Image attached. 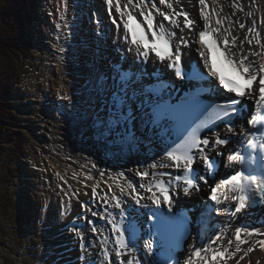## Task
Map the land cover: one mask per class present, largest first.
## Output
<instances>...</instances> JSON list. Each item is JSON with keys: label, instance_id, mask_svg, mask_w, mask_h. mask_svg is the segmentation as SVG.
I'll return each instance as SVG.
<instances>
[{"label": "snow or ice", "instance_id": "obj_1", "mask_svg": "<svg viewBox=\"0 0 264 264\" xmlns=\"http://www.w3.org/2000/svg\"><path fill=\"white\" fill-rule=\"evenodd\" d=\"M71 3L58 0L57 5L64 24L55 25L56 41L63 43L53 48L61 61L68 51L64 44L73 35L63 31L70 26L66 14ZM198 4L202 27L178 8L179 0H102L115 26L113 44L119 60L127 61L130 54L135 69L113 62L109 71L114 74L100 72L79 117L83 132H90L104 153L115 158L108 165L107 160L98 162L81 153L86 164L73 171V178L83 176L79 183L90 188V193L83 192L89 199L80 200V190L73 191L57 173L67 185L60 186L66 198L60 217L69 216L74 198L79 209L65 226L78 243V262L240 264L257 247L264 249L262 223L237 226L226 241L223 229L207 242L193 237L186 251H177L192 235V209L177 210L181 196L203 194V208L232 218L264 206V20L258 21L241 0H232L231 16L222 14L217 0H212L211 10L208 0ZM238 12L251 18V24L232 19ZM92 15L99 26L98 13ZM213 48L236 79H225L216 70ZM193 49L202 68L199 61L187 62ZM150 61H159L173 78L148 72ZM60 100L68 102L64 108L75 107L67 93ZM132 153L146 159L135 167L119 163Z\"/></svg>", "mask_w": 264, "mask_h": 264}, {"label": "bare ground", "instance_id": "obj_2", "mask_svg": "<svg viewBox=\"0 0 264 264\" xmlns=\"http://www.w3.org/2000/svg\"><path fill=\"white\" fill-rule=\"evenodd\" d=\"M189 1L190 2L188 3V6L191 7L194 11V17H195L194 19L198 20L199 15L197 14V8L193 6L192 0H189ZM228 1L231 2L232 0H228ZM183 2L187 3L186 1H183ZM241 2L244 3L246 6L250 5L251 10H253L256 15V10L254 9L256 0H254V3H252L251 0H241ZM82 7H83V0H75L73 6L69 5V9L66 15H67V19L70 21V26L67 28H63V31L67 33L71 30L73 35L69 38L68 43L64 44V46L68 49V51L62 61L59 59L58 53H55V50H54V60L57 62L59 69L61 71H66L68 73H69L68 70L73 72V66L75 65L76 60H77L75 54L72 53V51L74 50V47H73L74 42L78 46L77 47L78 48L77 49L78 58H80L79 51H81V49L84 50L83 48H90V47L85 46L87 45L86 44L87 41L85 42L84 35H83L84 33L81 32V28H83V22L81 23ZM247 10L248 8H246V11ZM236 16H239L241 20L250 19L249 17L245 16L244 12H238ZM13 19H14L13 16H9V20L13 21ZM259 19L264 20V15H260ZM99 20L102 21L101 18H99ZM58 22L61 23L63 26L64 22L59 20V12L57 10L54 13L53 31L50 34V39H54L53 42L56 43L57 45L63 43V41H59V42L56 41L57 29L55 25ZM100 30L103 31L104 37L102 36L97 37L95 40V43L98 44L102 48V50L99 52L97 57H95L92 60L93 62L92 70H94V72L90 70L87 73H85L84 77H81V74L79 72H75L72 74L73 75L72 79L69 77L67 82L65 84L64 83L62 84L63 87H60L58 85V97H59L60 107H54V111L56 112V114H59V110L64 108V106L67 105L68 103L67 101L60 100L61 94L67 93L71 95L73 97V100L75 101L74 108H64L65 118H66L65 119L66 121L65 130L68 133L72 134L73 136L72 143H74V146L70 148L68 152L61 153L62 163H66L68 160V157H73V156L83 157L81 153H83L84 155L93 156L98 162L101 159L107 160L108 164L110 165L115 160L114 157L112 159H107L105 156H103L104 150L98 145L97 142L91 139L90 132H83L84 122L79 119L80 115L84 113V111L87 108L86 102L92 91V84L95 81L97 72L100 73L104 70L108 74H112V72L109 71L110 70L109 67L105 68L104 65H102L100 55L103 54L104 58H102V60L103 59L108 60L110 64H112L113 62H116L119 59V55L115 51L116 46L115 44H113L115 28L113 26L110 27L109 25H105L104 27H101ZM262 34H264V29H262ZM87 51L89 53L91 50L88 49ZM190 56L187 57L188 62L192 60ZM83 59L89 60L88 58H83ZM79 69H82V66H80ZM77 79L79 80L78 83H77ZM52 81L53 79H49V82H52ZM52 88H54V86ZM3 96H4L5 101L9 103L10 98H7L5 93H3ZM34 107L37 109L36 106ZM139 155L146 158L142 153H139ZM129 157L131 161L126 164L124 160H127ZM135 157H136L135 153L129 154L123 159H121L119 163L123 165L124 167H133L132 161L134 160ZM84 164H86L85 159L81 163H78L77 161H71L69 164H66L64 166L65 168L64 172H67L68 169H71L72 170L71 175L73 178V171H79L80 166ZM60 175L62 174L60 173ZM93 175L95 176L96 179H99V175L97 172H94ZM126 175L130 176L131 174L126 173ZM73 179L74 181L72 180L68 182V184L72 186V190L75 191L76 189H79L80 198L82 199L86 198V196L83 195V192L88 191L90 193V188L85 189L83 185L79 183V181H82L84 179L83 176L81 175ZM58 180H59L58 182L59 186H64L65 188H67V185H64V182L61 181L59 177H58ZM93 182L94 181H88L87 183L92 184ZM101 188L104 191H107V187L103 183L101 184ZM114 190L118 191V189H115V188ZM99 191L100 189H98V192ZM71 204H72L71 207L74 208V212L71 215H69L66 219H62L59 216V218L52 220L51 223L49 224L52 226V230H54V227H58L56 244L58 245V249H57L58 252L60 251V253L57 254V257H59L60 260L56 257V254H54L55 250L48 247L50 245H42L40 249H38V253L40 252L41 254V260L39 261L38 264H44V263L46 264H78V261H75L74 263L71 261L72 258H74L76 254L78 253V243L73 237L74 234L70 233L65 227L66 224L70 221V217L79 210L77 201L75 198L72 200ZM262 211L264 212V207L262 208ZM47 215L52 217L51 209H47L43 212L42 220L44 221V223L49 222V219H47ZM49 225H47L46 228L41 229V232L44 235V238H52V236L49 233L51 230ZM87 235L91 236V233H87ZM69 247H71V250L67 251V248ZM56 259L57 261L54 262ZM42 260H45V262L43 263ZM240 264H264V249L257 247L252 253L249 254L248 257L245 258V260L241 261Z\"/></svg>", "mask_w": 264, "mask_h": 264}, {"label": "rangeland", "instance_id": "obj_3", "mask_svg": "<svg viewBox=\"0 0 264 264\" xmlns=\"http://www.w3.org/2000/svg\"><path fill=\"white\" fill-rule=\"evenodd\" d=\"M1 5H2V0H0V6ZM40 11H41V13H43L42 9H40ZM43 15L44 16L41 17V19L44 20L43 23H47V21L45 19L46 15L44 13H43ZM0 21H3V18H1ZM38 31H39V29H38ZM33 37L37 43L36 44L37 49L34 48L32 50V59L39 56V50H41L43 52H47V49L45 48V44H44L45 38L43 37V35H41V39H40V33L36 32ZM23 47L26 48L27 46L24 45ZM27 60L29 61L30 58ZM31 64H36V63H35V61L31 60ZM42 64H43V61L39 62L37 67L41 68ZM34 74H35V72L33 74L29 73L28 79L30 77L34 78V76H33ZM38 79H39V81H42V76H38ZM18 92H20L19 94H21V90H18ZM36 105L40 106L39 102H37ZM38 120H41V118L39 117ZM24 122H25V127H21V129H23L29 133L30 137L32 138L31 145L33 143L35 145L38 142V143L44 144L48 148L49 143L46 142L45 139L43 138V137H45L44 134L43 133L39 134L41 129H32V127L30 126L31 123L28 125L27 120H25ZM38 122L39 121H36V119L34 120V122H32L33 126H34L33 128H36L38 126ZM49 122L51 124L52 120L50 119ZM54 123H55L54 129H50V130H53V132H54V134L52 135L51 141H56L58 134H64V131L62 130L63 128L60 125V121L55 120ZM46 126L49 127V124L47 123ZM47 127H43V128L46 129ZM24 141H25V143L30 144V142L27 140V138H25ZM61 144H63V142H57L56 141V145H61ZM23 152H25V151H23ZM9 157H10L9 154H6V156H4L2 161H0V176L2 177V178H0V223H2V225H0V238L3 237V234L7 233V231H8L7 225H9V223L13 222L17 226L16 213H21L20 212L21 209H26V211H23V212L26 213L25 217H27L29 215V218L27 220H26V218H24L26 220L25 223L20 222L18 224L19 230L20 229L26 230L28 226L22 227L21 225L29 223L32 218H34V220H36L38 218L40 204L44 198L43 191L44 190L45 191H52L53 193H56L55 186L52 185V188H50V183H49L50 179H53V180L55 179L53 169L49 168L46 164L41 162L40 156L37 154V152L33 148H31L30 154H29V158L33 162H31V161L30 162H24V164H23V166L25 167L23 170L24 180H22V184H18V187H15V185L12 184V181H13L12 177L9 180H7V178L10 175L9 173L14 172L9 167L11 165L15 164L16 168L18 169V161L16 160V156H12V159ZM19 161L23 162L22 160H19ZM32 164H33V166L31 167ZM44 171H46V174H47L46 177L43 176L45 173ZM33 175L37 180H34V179L30 180L29 178H26L27 176H33ZM10 180H11V184L7 185V183ZM4 187L8 188L10 190V192L9 191L7 192L4 189L2 191L1 188H4ZM29 191H33V193H31ZM7 193H9L11 196L9 197L7 195ZM37 194H38V196H37ZM37 200H39V203ZM3 205H4V207L2 208ZM58 206L59 205L57 202H53L52 208H53L54 212H57ZM14 208L16 210H14ZM18 209H20V210H18ZM1 217H2V219H1ZM49 227L51 229L49 233H51L52 226L49 225ZM54 229H56L58 232V227H54ZM14 233H15V231H13V234ZM54 233H56V231H54ZM38 237L41 240H43L44 242L49 240V239H44L42 237V235H40V234H38ZM17 239H20V238L17 237ZM4 240H7V239H4ZM52 240H53V238H52ZM19 241H22V240H19ZM5 245L6 244L0 242V264H4V262L1 259V251H2L1 249H4ZM13 249L15 250V248H13ZM9 264H12L11 261H9ZM19 264H20V262H19Z\"/></svg>", "mask_w": 264, "mask_h": 264}, {"label": "trees", "instance_id": "obj_4", "mask_svg": "<svg viewBox=\"0 0 264 264\" xmlns=\"http://www.w3.org/2000/svg\"><path fill=\"white\" fill-rule=\"evenodd\" d=\"M13 1L17 4V6L15 4H13ZM28 0H25L23 3H20L18 0H3L2 3V11L1 14L3 16V20L7 26V28L11 31H16L18 30L16 28V24L19 23L20 19H21V14L22 12H25L26 14H28L27 16H31L32 12H28L26 9V6L28 5ZM21 8L23 10H21ZM9 16H13V21L9 20ZM17 16V18H16ZM16 21V22H15ZM16 28V29H15ZM3 44V41L0 42V45ZM9 45V43L7 44ZM6 46H4L5 48ZM10 51H12V49L10 48ZM1 106V105H0ZM1 108V107H0ZM4 119V118H3ZM10 116L6 117V119H4V121L6 123H9ZM3 121V120H2ZM1 126V125H0ZM4 134V131L1 130L0 128V136Z\"/></svg>", "mask_w": 264, "mask_h": 264}]
</instances>
